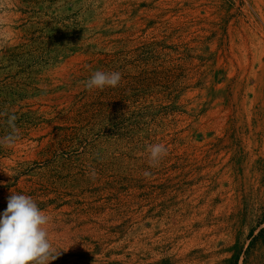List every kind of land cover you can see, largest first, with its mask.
Returning <instances> with one entry per match:
<instances>
[{"label": "rangeland", "instance_id": "1", "mask_svg": "<svg viewBox=\"0 0 264 264\" xmlns=\"http://www.w3.org/2000/svg\"><path fill=\"white\" fill-rule=\"evenodd\" d=\"M12 115L0 214L32 197L50 264H264V0H0Z\"/></svg>", "mask_w": 264, "mask_h": 264}, {"label": "clouds", "instance_id": "2", "mask_svg": "<svg viewBox=\"0 0 264 264\" xmlns=\"http://www.w3.org/2000/svg\"><path fill=\"white\" fill-rule=\"evenodd\" d=\"M118 71H96L87 81L89 90L116 88L121 82ZM15 115L8 119L12 132L0 138V145L13 146L19 139L15 126ZM150 162L158 164L166 155L163 144L149 146ZM148 173H146L147 175ZM48 215L42 211L32 197L12 194L7 201L6 210L0 214V264H50L56 260L57 253L49 239Z\"/></svg>", "mask_w": 264, "mask_h": 264}, {"label": "trees", "instance_id": "3", "mask_svg": "<svg viewBox=\"0 0 264 264\" xmlns=\"http://www.w3.org/2000/svg\"><path fill=\"white\" fill-rule=\"evenodd\" d=\"M262 233H264V230H263V231H261V233H260V234L262 235Z\"/></svg>", "mask_w": 264, "mask_h": 264}]
</instances>
